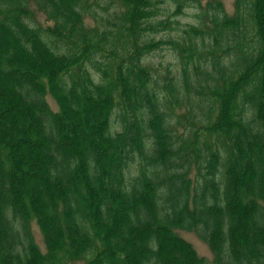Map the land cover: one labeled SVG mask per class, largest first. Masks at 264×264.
Returning a JSON list of instances; mask_svg holds the SVG:
<instances>
[{
	"label": "trees",
	"instance_id": "1",
	"mask_svg": "<svg viewBox=\"0 0 264 264\" xmlns=\"http://www.w3.org/2000/svg\"><path fill=\"white\" fill-rule=\"evenodd\" d=\"M191 1L0 0V264H264V0Z\"/></svg>",
	"mask_w": 264,
	"mask_h": 264
},
{
	"label": "rangeland",
	"instance_id": "2",
	"mask_svg": "<svg viewBox=\"0 0 264 264\" xmlns=\"http://www.w3.org/2000/svg\"><path fill=\"white\" fill-rule=\"evenodd\" d=\"M195 1H191V5L193 6L186 8L184 12L178 16L182 24H185V23L198 24V22H200L201 14L205 10L206 8L205 6L208 0H195ZM222 3L224 5L225 12L228 15L234 14V11H235L234 0H222ZM38 17L41 18L43 16L39 14ZM47 97H48V101L51 104V106L54 109H56L57 107L54 105L55 103L52 102L53 99L50 96H47ZM31 231L33 233L34 239L37 242L38 246L41 249H44L42 235L35 222L31 223ZM177 232L179 235H181L184 239H186L192 244V246L195 248V250L200 256L204 257V259L206 260V264L212 263V258H213L212 252L209 246L201 238H199L193 231L179 229L177 230Z\"/></svg>",
	"mask_w": 264,
	"mask_h": 264
},
{
	"label": "bare ground",
	"instance_id": "3",
	"mask_svg": "<svg viewBox=\"0 0 264 264\" xmlns=\"http://www.w3.org/2000/svg\"><path fill=\"white\" fill-rule=\"evenodd\" d=\"M13 167V166H12Z\"/></svg>",
	"mask_w": 264,
	"mask_h": 264
}]
</instances>
